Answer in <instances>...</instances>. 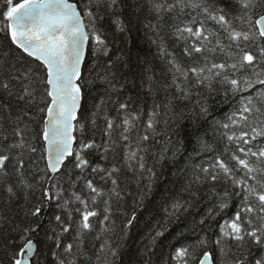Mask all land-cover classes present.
Wrapping results in <instances>:
<instances>
[{
    "label": "snow or ice",
    "instance_id": "obj_1",
    "mask_svg": "<svg viewBox=\"0 0 264 264\" xmlns=\"http://www.w3.org/2000/svg\"><path fill=\"white\" fill-rule=\"evenodd\" d=\"M129 7L147 20L161 61L159 70L137 61L138 88L124 56L85 68L89 44L92 55L108 57L109 33L117 39L131 30ZM262 9L264 0H4L0 264H29L42 243L50 264H117L120 233L137 219L128 218V200L141 206L159 179L156 165L182 154L185 119L198 154L211 158L183 170L180 194L153 217L150 244L206 193L211 205L193 226L214 219L216 229L175 246L166 264H264ZM96 85L98 96L82 110L86 88ZM221 96L239 102L215 121ZM114 216L125 217L120 232Z\"/></svg>",
    "mask_w": 264,
    "mask_h": 264
},
{
    "label": "trees",
    "instance_id": "obj_2",
    "mask_svg": "<svg viewBox=\"0 0 264 264\" xmlns=\"http://www.w3.org/2000/svg\"><path fill=\"white\" fill-rule=\"evenodd\" d=\"M15 2V0H14ZM4 0H0V8L3 7ZM264 11V9H262ZM126 18L131 20L129 25L130 31L117 39H112L111 32L109 33L110 53L108 57H104L97 53L96 56L92 55V45L89 44L88 52L86 57V69H91L96 64H103L110 58L115 59L118 56H124L126 60L130 59L132 66L131 79L135 80L137 88L139 87L140 81L136 77L140 74V66L137 63H143L145 60L154 61L157 70L161 67V61L156 58V47L152 45L148 39L150 33H146L143 28V24L147 23V20L141 18L137 20V13L133 11L131 7L124 10ZM2 27V24H0ZM107 27V25H106ZM127 41V43H125ZM7 41L3 38V33H0V44H6ZM171 51L179 54L180 47L174 45L171 41L169 42ZM99 56V59L97 57ZM85 79L89 78L88 71L84 73ZM219 87V85H217ZM99 86H92L86 88L85 98L83 99L82 110L91 108L94 98L99 94ZM136 89H132L135 92ZM164 93H160V98L163 99ZM239 99L233 101L232 97L225 99L223 96L218 97L216 102L212 105L213 119L215 121H223L228 115L231 114L233 109L238 106ZM149 106L151 99L149 98ZM189 106H194L196 103V97L193 96ZM180 108H184L183 104H180ZM186 111V109H185ZM87 115V112H85ZM181 131L177 137L183 145L182 154L177 159L171 158L169 153V159L162 165L157 164L156 170L159 173V179L153 186L151 194L143 201L141 206L133 204L132 199L129 198L127 204L128 218L131 215L137 217L132 224L128 225L124 232L120 233L123 237V246L120 249V255L117 264H166L169 257L174 252V247L180 244L191 243L195 241L199 236H203L205 233L211 234L216 229V220H208L206 225L200 226L194 225V221H198L204 214L206 206H210L213 197L202 193L203 199L198 201L197 204L189 208V213H185L181 216L180 221L177 222L179 226L170 225L165 235L159 237L155 244H150L151 235L154 234L155 220L153 217L157 213H162V208L168 206L167 202L172 197L180 194L183 184L185 183V172L186 168H189L193 163H200L201 161H207L211 158L210 153L199 152L200 145L198 138L192 135V125L185 119L180 121ZM203 134V133H201ZM211 137V130L208 132ZM215 141L210 140V143ZM160 145H157L159 148ZM153 163L149 160V164ZM144 181H142L143 183ZM130 191L132 195H136V185H132ZM158 218V217H157ZM218 219V218H217ZM115 220V229L120 232V229L124 228L125 217L119 216L113 217ZM183 232L186 239H181L180 233ZM112 239L117 243H120V239L116 236H112ZM40 240L43 241V233H40ZM42 254L39 257H35L32 264H36V260H39V264H50L52 257L48 254L47 247L42 243ZM151 248V252L145 255L148 248ZM2 255V253H0Z\"/></svg>",
    "mask_w": 264,
    "mask_h": 264
},
{
    "label": "water",
    "instance_id": "obj_3",
    "mask_svg": "<svg viewBox=\"0 0 264 264\" xmlns=\"http://www.w3.org/2000/svg\"><path fill=\"white\" fill-rule=\"evenodd\" d=\"M88 46H87V51H86V57H87V52H88ZM81 104H83V100L81 101ZM34 258H35V255H33L31 257H27V259L29 261V264H32V261H33Z\"/></svg>",
    "mask_w": 264,
    "mask_h": 264
}]
</instances>
